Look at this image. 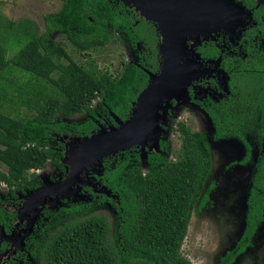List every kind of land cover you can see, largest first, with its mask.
Here are the masks:
<instances>
[{"label":"trees","instance_id":"1","mask_svg":"<svg viewBox=\"0 0 264 264\" xmlns=\"http://www.w3.org/2000/svg\"><path fill=\"white\" fill-rule=\"evenodd\" d=\"M63 1L62 12L49 21L67 34L80 50L104 46L108 39L101 29L112 18L116 27L127 32L131 40H143L144 53L136 62H124L123 69L113 75L108 70H99L95 61L77 62L63 43L53 40L48 32L39 33L32 21L18 23V30L27 42L13 62L45 80L46 87H53V94L44 97L38 92L29 93L23 103L37 113L28 118L7 114L8 109L0 101V184L5 183L13 195L15 188L37 184L38 176L28 177L32 169H43L49 161L64 168V151L58 149H64V145H52L54 132L75 136L89 134L97 128L99 114L103 116L102 121L105 116L115 120L110 112L126 119L133 102L146 87L150 72L160 69L159 53L151 32L144 27L143 20L132 25L135 20L122 0H116L114 8L109 0ZM9 22L14 27V22ZM52 27L50 25L49 29ZM64 58L69 61L62 62ZM10 63L6 49L0 44V71ZM35 98H39L36 103L31 101ZM209 111L218 125V133L223 135L231 129L229 106L218 105ZM79 113H88L93 119L80 124L56 121L59 114ZM176 130L181 132L177 158L151 153L147 172L138 164L139 154L130 155L131 149H127L122 161L114 166L105 157V183L115 189L120 198L119 203H114L117 210L114 226L102 214L83 218L74 215L81 208L88 210L91 203L64 208L65 214L73 217L61 225V216L54 218V225L59 226L44 243L43 257L47 264H194L182 254V246L195 207L206 200L203 191L212 171V158L201 132L192 131L183 123ZM162 145L166 149L167 143ZM263 175L264 172L256 184L261 190H252L247 203L244 233L217 264H233L252 244L258 225L264 219ZM1 198L0 191V202ZM13 216L14 212L0 203V226L7 230Z\"/></svg>","mask_w":264,"mask_h":264},{"label":"rangeland","instance_id":"2","mask_svg":"<svg viewBox=\"0 0 264 264\" xmlns=\"http://www.w3.org/2000/svg\"><path fill=\"white\" fill-rule=\"evenodd\" d=\"M63 7V0H0V44L6 49V58L11 61L6 68L0 71V101H3L1 104L8 109V112L6 111L7 114L11 113L10 115L14 117L28 118L37 113V110L29 109L23 103L29 93L38 92L44 97L53 94V87H46L45 80L38 78L32 72L21 69L13 62V59L20 53L27 42V38L18 30V23L28 19L38 27L39 33L47 32L50 25L54 26L49 21V18L59 15ZM136 12L139 13L137 10ZM8 20L14 22V27L10 25L11 23ZM50 37L56 42L63 43L68 53L77 62L95 61L99 70H108L113 75L123 69L124 62L131 61V54L127 46L119 42L112 41L96 49L83 51L59 31L50 33ZM68 61V58L62 59L64 63ZM31 101L36 103L39 98L31 99ZM97 101V99L93 101L94 107L97 106ZM177 102L176 105L170 107L169 111L166 112V122L161 125L163 130L160 132V139L163 138L167 142L166 153L168 156L172 158L180 147L181 138L176 130V122L179 119L185 120V118L188 119V121L186 120L188 126L194 131L203 133L205 139L211 144L212 153V173L208 177L203 191L206 194V200L200 207L198 205L195 207L188 233L182 246V254L194 264H217L220 258L237 244L244 231L246 225V200L251 187L250 182L253 173L252 164H239L240 159L244 155V150L238 140L233 141L235 142L233 143L235 148L233 147L232 153H226L229 150L228 146L224 145L225 139L217 140L215 138L214 123L211 122L209 115L204 109L192 103L187 95L179 97ZM88 119H93V116L88 113H79L73 116L59 114L56 117V121H64L70 124L84 123ZM71 137L61 138H69L66 146ZM64 152H66V149ZM144 160L145 158H142L141 166L146 171L148 166ZM55 166L50 161L47 167L40 169L38 172L43 178H50L56 174ZM90 170L86 174L94 172ZM38 172L32 169L29 173ZM211 185H213L212 188ZM75 190L77 192L81 191L82 186H78ZM0 191L2 197H10L9 188L6 185L0 184ZM85 198H87V195L83 193L79 195V198L75 197L74 200H85ZM56 199L50 198L49 201L55 200V203H57ZM74 204L82 205L85 203H60L57 206L45 203V205L40 206L42 210L38 213L35 223L41 218L45 208L50 209L53 214L52 217L48 215L43 217L42 224L46 223L49 233H52L58 229L59 225L71 220L73 215H66L63 209L65 208L64 206L71 208ZM91 204L88 210L84 211L81 208L74 215L83 218L91 214H102L113 227L117 219V213L112 203ZM58 215L61 216V220H59V225H54V218H57ZM32 217L30 215L31 219H33ZM34 225L30 234L33 232ZM28 231L29 224L24 230L25 237L21 236V239L23 238L20 241L22 245L20 243L15 244L12 241L10 248L5 250V246L2 247V245L7 241L9 242L10 233L3 226H0V259L8 254L11 249L15 253L18 248H23L24 239L30 235L26 234ZM44 235L38 236L36 232L34 240H39ZM33 263L47 264L40 253L37 257H33ZM233 264H264V219L260 222L254 234L252 244L236 258Z\"/></svg>","mask_w":264,"mask_h":264},{"label":"flooded vegetation","instance_id":"3","mask_svg":"<svg viewBox=\"0 0 264 264\" xmlns=\"http://www.w3.org/2000/svg\"><path fill=\"white\" fill-rule=\"evenodd\" d=\"M235 1L244 6V11H242L239 17L235 18L232 23H230L229 19L226 23L216 27L215 30L209 29L198 35L192 34V36L187 39L188 45L191 49L189 55V60L192 64L191 69L196 72V78L193 79L188 86V96L192 103L200 106L209 115L211 122L214 123L215 126V138L217 140L225 139L224 145L228 146L229 150L226 152L227 154H231L233 147L235 148L233 144L235 142L233 141L238 140L241 143L244 155L240 159L239 164H252L253 169L250 182L251 187L248 191L246 200L248 203L252 190L256 188L261 190L256 184L258 183V178L261 176L262 172H264V168H262L264 165V161L262 160L264 157V2H260L259 0H251L250 2H246L247 0ZM109 2L112 4V8L117 5L116 0H109ZM126 7L127 11L131 13L135 20L132 25L140 24V20H143V22L146 23V26L144 27L151 32L150 37L155 41V46L159 53V46L162 42L161 32L157 30L153 22L142 17L133 7ZM57 29L59 28L53 26L51 29L47 30V32L50 35L52 32L59 31L67 37V34L63 33L60 29ZM130 29L133 31V26H130ZM102 31H104L108 39L104 45L114 41L127 46L131 54L130 62H136V60L140 59L142 53H144L145 45L143 40H131L127 32L116 27L112 18L103 24L101 32ZM158 62L160 65L159 68H161L162 59L160 56ZM152 71H154L153 73L158 72L156 69ZM148 76L149 82L150 75ZM177 101V99H173L171 104L174 106L178 103ZM218 105H225L231 108L228 117L229 120L231 119L230 123L232 124V127L231 129H227L223 135L218 133V125L215 123L213 115L209 111V109L214 110ZM99 117V120L101 121L96 120L97 128L93 129L89 134L98 130L100 124L105 126L112 124L116 125L115 120L112 118L108 119V117L105 116V121H102L103 116L99 115ZM186 120L188 121L187 118H185V120L179 119L176 122V129L180 123L188 126ZM188 127L194 131L190 126ZM53 134L55 140L52 141V145L58 147V145L62 143L64 149L61 147H58V149L63 151L67 147L66 143L69 138L75 136L68 133L54 132ZM85 135L88 134L77 136ZM180 135L181 132H179V136ZM66 136H69V138L61 139ZM163 142L166 141L161 138V150L156 153H162L163 155H167L168 158H171L166 153L168 145H166L165 149L162 145ZM208 144L210 147L211 144L209 142ZM133 147L135 148H129L131 149L129 151L130 155L133 156L134 153L139 154L140 163L138 164L141 166V147ZM126 150L108 156L107 162L114 166L120 160L122 161ZM151 153L155 152L147 149V160ZM175 158H177V151L171 159ZM128 165H131V163ZM55 168L56 174L50 178H43L40 172L29 173V179L34 176L39 177L36 185L32 187L25 185L22 189L15 188L14 195L11 190H9L10 197L1 198L0 203L5 205L6 209L14 212L13 219L10 221L9 228L6 230L10 233L9 235L13 234V236L10 237L9 242L7 241L3 243L2 247L5 246V250L10 248L12 241H14L15 244L20 243L22 245L20 242L21 236L25 234L24 230L29 224L28 215H30V212L21 214V210L24 203H29L28 195L36 192V190L42 187H52L53 185L64 181L68 176L69 169L65 164L63 169L57 165ZM142 170L143 172L148 171V169L145 171L143 167ZM82 180H84L85 183L78 182L74 184L73 188L70 190L41 195L35 200V203H55V200L49 201L50 198H58V200L56 199L57 203H112L116 210L114 203L120 202L119 194L115 189L110 188L105 183L106 176L104 170L101 174L95 172H89L86 174L84 172L82 174ZM1 184L6 185L5 183ZM79 185L82 186V190L77 192L75 189ZM212 187L213 185H211V188ZM104 188H107L109 193L105 192ZM262 189L264 190V181ZM83 193L88 195L85 200H74L75 197L79 198V195ZM64 207L68 208L67 206ZM46 215L50 217L53 215L52 211L48 208L43 210L41 218L36 221L33 232L24 239L25 244L23 245V248H18L15 253L11 249L8 254L0 259V264H34L33 257H37L39 253L41 256H44V243L52 235V233H49L47 228L48 225L46 223L44 225L42 224L43 217ZM36 232L38 233V236L42 234L44 235V232L46 234L41 239H36L35 241Z\"/></svg>","mask_w":264,"mask_h":264},{"label":"water","instance_id":"4","mask_svg":"<svg viewBox=\"0 0 264 264\" xmlns=\"http://www.w3.org/2000/svg\"><path fill=\"white\" fill-rule=\"evenodd\" d=\"M122 1L139 11L146 20L153 22L161 32L162 42L159 46L161 68L157 73L150 72L147 86L139 93L126 119H121L117 114L110 112L116 125L100 124L99 129L91 134L71 137L62 159L69 169L66 179L53 185V188L46 186L36 190L28 195L29 203H24L21 214L30 212L33 216L31 219L29 215V231L26 234H30L38 213L42 210L40 206L45 205L35 203L39 196L70 190L78 182L85 183L82 174L90 169L101 174L104 170L105 157L138 146L141 147V157L145 158L148 166L147 149L153 152L161 150L160 132L163 130L161 125L165 124V114L173 106L171 101L173 99L179 101V97L188 96V86L196 78V72L191 69L192 64L189 60L191 49L187 42L188 37L205 30H215L229 19L232 23L244 11V6L235 0ZM104 191L109 193L107 188H104ZM51 204L57 206L60 203Z\"/></svg>","mask_w":264,"mask_h":264},{"label":"built area","instance_id":"5","mask_svg":"<svg viewBox=\"0 0 264 264\" xmlns=\"http://www.w3.org/2000/svg\"><path fill=\"white\" fill-rule=\"evenodd\" d=\"M33 170H35V171H37V172H38L40 169H33Z\"/></svg>","mask_w":264,"mask_h":264},{"label":"bare ground","instance_id":"6","mask_svg":"<svg viewBox=\"0 0 264 264\" xmlns=\"http://www.w3.org/2000/svg\"><path fill=\"white\" fill-rule=\"evenodd\" d=\"M146 2H148V0H146Z\"/></svg>","mask_w":264,"mask_h":264}]
</instances>
